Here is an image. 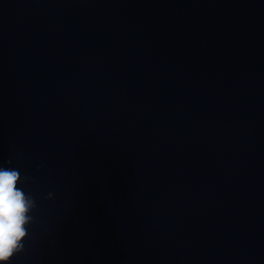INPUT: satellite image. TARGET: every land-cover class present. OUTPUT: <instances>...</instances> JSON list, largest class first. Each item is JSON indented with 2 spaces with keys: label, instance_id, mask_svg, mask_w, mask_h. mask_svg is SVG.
<instances>
[{
  "label": "clouds",
  "instance_id": "1",
  "mask_svg": "<svg viewBox=\"0 0 264 264\" xmlns=\"http://www.w3.org/2000/svg\"><path fill=\"white\" fill-rule=\"evenodd\" d=\"M22 152L16 153L19 163ZM13 160L7 161L12 165ZM39 171V166H37ZM34 180L28 174L21 175L19 168L0 165V264H10L12 259L24 251L29 227L33 223L32 213L38 207L35 197L21 186ZM48 193L47 198H52Z\"/></svg>",
  "mask_w": 264,
  "mask_h": 264
}]
</instances>
